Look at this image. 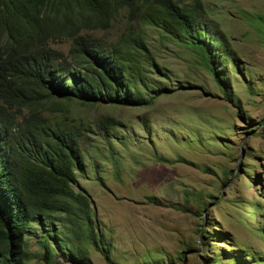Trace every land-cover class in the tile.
<instances>
[{
  "label": "rangeland",
  "instance_id": "rangeland-1",
  "mask_svg": "<svg viewBox=\"0 0 264 264\" xmlns=\"http://www.w3.org/2000/svg\"><path fill=\"white\" fill-rule=\"evenodd\" d=\"M177 1L201 5L223 51L221 84L188 41L123 8L82 33L105 42L142 33L152 61L134 85L151 102L58 100L56 119L81 133L84 150L71 186L109 247L106 261L81 234L90 264H264V0ZM69 43L50 45L65 53ZM31 233L27 263L45 264L43 233ZM54 248L53 264H74Z\"/></svg>",
  "mask_w": 264,
  "mask_h": 264
},
{
  "label": "trees",
  "instance_id": "trees-1",
  "mask_svg": "<svg viewBox=\"0 0 264 264\" xmlns=\"http://www.w3.org/2000/svg\"><path fill=\"white\" fill-rule=\"evenodd\" d=\"M123 8L188 41L198 63L221 84L223 51L213 46V33L206 36L199 3L0 0V264H28L26 235L36 230L43 233L38 243L45 264H53L54 247L74 264H90L81 234L110 261L108 245L95 239L87 195L71 186L83 166L81 133L55 115L59 99L151 102L134 85L144 84V63L152 61L143 34L126 31L105 42L82 33L108 27ZM59 38L70 41L65 53L50 45Z\"/></svg>",
  "mask_w": 264,
  "mask_h": 264
},
{
  "label": "water",
  "instance_id": "water-1",
  "mask_svg": "<svg viewBox=\"0 0 264 264\" xmlns=\"http://www.w3.org/2000/svg\"><path fill=\"white\" fill-rule=\"evenodd\" d=\"M70 262H71V260H70Z\"/></svg>",
  "mask_w": 264,
  "mask_h": 264
}]
</instances>
